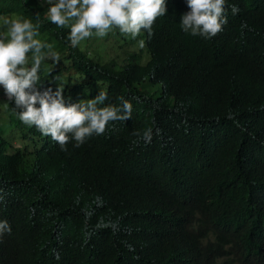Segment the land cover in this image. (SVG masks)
I'll return each instance as SVG.
<instances>
[{
    "label": "trees",
    "instance_id": "trees-1",
    "mask_svg": "<svg viewBox=\"0 0 264 264\" xmlns=\"http://www.w3.org/2000/svg\"><path fill=\"white\" fill-rule=\"evenodd\" d=\"M166 4L141 31L142 61L72 47L46 0H0V14L31 20L59 53L41 63V91L133 105L131 119L65 152L6 99L0 264H264V0H225L213 38L182 30L187 0Z\"/></svg>",
    "mask_w": 264,
    "mask_h": 264
},
{
    "label": "clouds",
    "instance_id": "clouds-1",
    "mask_svg": "<svg viewBox=\"0 0 264 264\" xmlns=\"http://www.w3.org/2000/svg\"><path fill=\"white\" fill-rule=\"evenodd\" d=\"M46 3L51 23L69 29L67 40L72 47L91 38L93 33L102 38L114 28L133 39L142 30L151 35L157 18L167 14L166 0H46ZM187 6L190 10L182 14L180 22L185 33L213 38L228 22L224 15L225 0H187ZM36 16L38 20L39 13ZM3 24L6 31L0 34V86L8 100H14L23 124L50 136L66 152L73 141L74 147L79 148L93 135L105 133L109 122L132 118L133 105L122 97L120 106L100 107L108 100L103 91L87 103L66 101L61 87L41 91L38 87L41 63L45 58L58 63L59 53L36 38L39 32L31 20L5 19ZM139 45L143 47L144 41L140 40ZM45 48L49 51L44 52ZM143 139L151 142V129L144 131ZM10 232L8 222L0 221V236Z\"/></svg>",
    "mask_w": 264,
    "mask_h": 264
},
{
    "label": "rangeland",
    "instance_id": "rangeland-1",
    "mask_svg": "<svg viewBox=\"0 0 264 264\" xmlns=\"http://www.w3.org/2000/svg\"><path fill=\"white\" fill-rule=\"evenodd\" d=\"M14 17V14L8 13V14H0V34L4 33L6 31L3 21L5 19H11ZM143 40V36H141V33L138 37L133 39L130 35L122 34L119 29L114 28L111 30L106 36L104 37H97L95 33H93V36L91 38H88L84 41H82L78 46L83 49L87 50L89 56H97L101 60H106L109 58H113L115 56H125L129 52L132 51H141L142 52V61H144L147 58V52L146 47H140L139 41ZM116 60V59H115ZM117 61V60H116ZM31 54L29 55V64L28 66H31ZM118 65V64H117ZM119 66V65H118ZM2 86H0V110L1 106H3L6 102V99L8 98L2 90ZM17 144H22L21 141L15 142Z\"/></svg>",
    "mask_w": 264,
    "mask_h": 264
}]
</instances>
